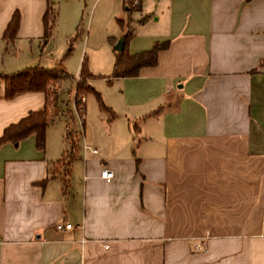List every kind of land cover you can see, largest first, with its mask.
Returning a JSON list of instances; mask_svg holds the SVG:
<instances>
[{"label": "crops", "instance_id": "1", "mask_svg": "<svg viewBox=\"0 0 264 264\" xmlns=\"http://www.w3.org/2000/svg\"><path fill=\"white\" fill-rule=\"evenodd\" d=\"M101 1L124 20L121 0ZM50 2L55 21L41 45L45 0H0V75L47 68L37 49L61 23L75 32L80 0ZM137 3L128 53L167 43L154 66L114 79L142 142L122 136L105 157L86 152L66 188L52 135L43 150L32 134L1 143L0 264H264V0ZM13 11L19 23L5 45ZM25 42L28 56L14 47ZM2 93L0 77V136L44 101Z\"/></svg>", "mask_w": 264, "mask_h": 264}, {"label": "rangeland", "instance_id": "2", "mask_svg": "<svg viewBox=\"0 0 264 264\" xmlns=\"http://www.w3.org/2000/svg\"><path fill=\"white\" fill-rule=\"evenodd\" d=\"M105 2L101 1L96 5L93 0H80L78 8L79 33L71 45L69 38L74 33L66 28L65 23H61L58 29L53 31L52 37L42 52L37 49L35 53V55H40L42 59H49V61L43 59L46 61L45 67L47 68L55 67L54 61L60 63L65 71L72 75L74 81L77 79L74 76L78 72V65L84 58L87 70L94 75L89 81V85L99 94L101 102L109 108H100V104L93 93L78 94L76 98L79 100V105L76 104L74 102L73 82L68 80L60 82L58 105L60 109L65 111L67 109L71 112L73 116L71 131L74 133L75 142L79 146L78 158L71 164V172L74 175L82 172L83 143L90 148H95L98 151L95 156L99 158L110 154L112 148L121 142L119 138L122 136L126 138L125 142L133 143V148L143 140V133L139 131L142 124L131 116V111L125 114L122 103L119 101L122 89L120 81L113 79L108 82L104 78L111 74L114 59L113 45L109 38H114L121 31L116 21L117 15L113 14L114 10H111L109 6H105ZM14 47L19 49L23 56L30 54L31 44L27 42L14 45ZM52 59L53 62H51ZM37 64L38 62L34 65ZM81 105L83 107L82 124L79 110ZM110 112H112V118H109ZM65 117L64 115L59 116L45 130L46 134H50L56 139V145H61L63 150L68 148L61 139L65 132ZM134 126L137 127V130H134ZM59 169L62 168L59 167Z\"/></svg>", "mask_w": 264, "mask_h": 264}, {"label": "trees", "instance_id": "3", "mask_svg": "<svg viewBox=\"0 0 264 264\" xmlns=\"http://www.w3.org/2000/svg\"><path fill=\"white\" fill-rule=\"evenodd\" d=\"M137 1L138 0H121L125 18L124 20H117V23L123 30V48L121 51L113 50L114 59L112 72L110 75L104 77L108 82L117 78L135 77L141 68L154 66L156 64L158 52L167 45L166 42L155 43L150 49L133 54L128 53L126 44L133 36L131 13L138 9ZM55 16V6L50 2V0H45V8L41 15V24L43 29L42 36L40 38L41 45H44L51 36ZM18 23L19 13L17 11H13L1 36L5 45L12 43L15 39ZM78 33L77 24L74 34L69 38L70 45L78 36ZM109 40L111 44L114 43L113 38H109ZM0 77L3 81L2 97L4 99H11L18 94L26 92H41L44 99L43 105L40 109L29 111L16 123L9 124L3 129L0 136V144L4 142L17 144L20 140L32 134L34 136L35 147L38 150H43L45 145V130L47 126L58 116H66L63 142L68 148L63 150L60 158L55 162V168H62L60 170L61 181L63 188H66L68 185L69 168L71 163L78 158L79 146L77 142H75L74 133L71 131V125L73 123V116L71 112L67 109L66 111L60 109L58 105V89L60 82L62 80L73 82L75 90L74 102H76V104L79 105V100L76 98L78 94L85 95L87 93H93L100 104V108L109 109L101 102L99 94L89 85V80H91L94 75L87 70L84 58L80 61L77 79L75 81L73 80L72 75H69L62 69L55 67L44 68L39 65L26 67L8 74H1ZM79 110L81 112L80 119L82 124V105L79 107ZM112 117V112H110L109 118ZM134 130H137V127H135Z\"/></svg>", "mask_w": 264, "mask_h": 264}, {"label": "built area", "instance_id": "4", "mask_svg": "<svg viewBox=\"0 0 264 264\" xmlns=\"http://www.w3.org/2000/svg\"><path fill=\"white\" fill-rule=\"evenodd\" d=\"M74 77L77 78V74ZM81 99L84 100V98H81ZM82 152H83V159H84L86 152L96 153V149L95 148H90V147H88L87 145H85L83 143V145H82ZM99 176L103 180L109 181L113 177V174H112V172L109 169H107V168H101V170L99 172ZM55 228L57 230H60V229H71V225L69 223H63V224L58 223V224L55 225Z\"/></svg>", "mask_w": 264, "mask_h": 264}, {"label": "water", "instance_id": "5", "mask_svg": "<svg viewBox=\"0 0 264 264\" xmlns=\"http://www.w3.org/2000/svg\"><path fill=\"white\" fill-rule=\"evenodd\" d=\"M123 48V38L120 37L119 39L116 40V42L113 44L112 49L114 51H121Z\"/></svg>", "mask_w": 264, "mask_h": 264}]
</instances>
